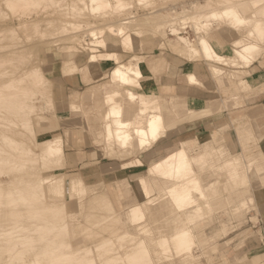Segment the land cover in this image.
I'll list each match as a JSON object with an SVG mask.
<instances>
[{
    "label": "bare ground",
    "instance_id": "bare-ground-1",
    "mask_svg": "<svg viewBox=\"0 0 264 264\" xmlns=\"http://www.w3.org/2000/svg\"><path fill=\"white\" fill-rule=\"evenodd\" d=\"M134 1L140 5L150 3V0ZM196 2L186 4L189 5L187 10L192 9L188 10L192 13L190 16L179 17L180 24L183 22L185 25L186 20H190L191 27L195 30L194 37L181 33L183 23L181 27H177V17H171L173 13L185 14H180L178 10L176 12L179 7L184 9L185 5L180 3L178 7L176 3H172L173 6L168 4L170 8H167V11L172 15H166V12L163 16L167 19L164 17V20L163 16L158 17L161 11L157 14V10H152L154 15L150 17L158 19L151 22L163 20L162 25L155 26L156 30H160L158 33L163 34L162 37L174 36L170 44L168 42L169 49L182 56L185 62L206 63L209 74L218 77L227 73L224 67L233 68L232 73H227L233 89L231 95L221 104L225 108L235 106L239 104L238 100L241 101L238 99L239 93L244 89L241 80L253 72L252 65L264 53V0H207L202 2L204 5L201 3V6ZM43 3H62V6L68 7L72 13H79L78 16L86 13L106 16L112 12L123 11L129 0H0V15L3 14L1 4L5 8L24 12L36 10L37 6ZM182 8H179L181 12ZM175 14L173 16H177ZM37 16L17 27L19 30L22 26L24 30L31 28L41 36L50 35L52 40L49 41L55 43L60 41L68 30L85 26L91 37L88 42L91 53L83 68L88 73H93V64L102 60L113 62L110 80L101 86L103 101L107 104L105 112L103 111L104 127L107 130L101 146L103 155L111 160H123L118 165L121 170L143 165L144 160L140 155L151 151L153 145L167 133V120H171V115L167 118L164 114L166 112H163L156 100L159 97L155 99L156 89L147 86L150 77L145 76L140 68L141 61L121 62L115 51L101 52L98 48L137 50L142 44L140 36L143 28L147 26V29H150V25H147L150 18L141 15L139 21L141 22L140 18H147L143 21L147 23H142V28L138 29V18L130 14L116 21L97 25L57 18L43 20ZM224 28L239 34L230 42L229 55L220 52L216 44L225 45L217 35L211 33L212 29ZM15 29L16 27L12 28L10 32ZM107 33L120 37V42L106 40ZM75 37L73 36L72 40ZM68 38L66 39L69 40ZM75 40L80 43L78 38ZM13 45L6 48L9 50L8 54L6 50L0 55V75H9V83L0 85V120L9 121L8 124L13 125L9 120V116H13L12 118L15 117L16 121L21 123L23 129L27 128L25 131L30 130L31 133L27 131L28 134H32L29 122L32 117L30 113L34 111L33 99L40 91L37 88L45 87L46 82L40 78V71L36 67L25 69L23 75L18 78L12 76L15 69L4 66L13 68L15 65L12 64H17L18 61L21 64L18 55L22 58L27 54L28 58L31 53L28 49V53L20 55V52H23V44H20L21 47L18 44L14 47ZM158 45L163 48L164 43ZM67 47L75 48L74 45ZM67 47L63 46L65 49ZM10 55H13V58ZM27 58L25 56L23 60L26 61ZM196 73L186 71L182 79L189 86L201 85L202 81ZM224 82L223 84L226 83ZM22 83L31 85L32 90ZM134 88L138 91H134ZM135 100L138 101L139 107L126 118L123 101L126 103ZM218 107L217 105V109ZM194 108L185 110L190 118L201 115L200 110ZM217 109L215 111H218ZM179 111L181 109L175 106L169 114ZM223 126L222 123H216L211 129V135L193 146L188 139L180 138L175 144H171L173 148H169L170 152L146 157L145 160H151L147 163L146 172L136 178L140 188L139 199L125 206L116 205L111 195L113 189L106 188L103 183L89 187L82 177L72 173L70 176L66 175L67 171L74 169L72 167L66 170L70 158L63 152L61 137H49L41 142V150L33 151L23 146L24 142L20 144L10 135L2 133L0 264H200L204 248L209 243L218 242L219 246L222 238L227 241L233 238L222 237V227H233L236 214L243 210L245 213L257 212L252 197L255 181H252L249 175L255 174V178L257 175L264 177V152L255 156L248 153L247 157L241 152H232L231 147L238 141L235 136L231 137L230 143L224 141L223 151L219 149L218 139L214 135ZM238 129L245 132L249 130V126L239 125ZM21 131L17 130L19 136ZM191 152H195L194 155ZM130 156L134 157L127 159ZM58 170L61 173H54ZM218 206H226V210L231 209L230 212L234 215L227 214V219H222V215L214 210ZM210 217L216 219V226L209 236L205 220ZM253 220L258 218L250 216L247 221L254 223ZM228 223L230 226L225 227ZM200 236L204 237V243L198 241ZM233 258L230 263L238 264V257Z\"/></svg>",
    "mask_w": 264,
    "mask_h": 264
},
{
    "label": "rangeland",
    "instance_id": "rangeland-1",
    "mask_svg": "<svg viewBox=\"0 0 264 264\" xmlns=\"http://www.w3.org/2000/svg\"><path fill=\"white\" fill-rule=\"evenodd\" d=\"M205 1H207V0H150V1H148L150 3L147 2L148 4L144 3V5L143 4L140 5V4L136 3L134 0H129L128 5L123 10L124 12L123 11H120L119 13L118 12H114V13L112 12L110 14H107L106 16L105 15L102 16L99 14H97L98 16H93L95 14H92V15L89 14L88 15V13H86L84 15L80 14L83 16H80V15L78 16L79 13H77V12L72 13L71 11L68 10V7L62 6V3H60V4H56V3L55 4L54 3L53 4H44L43 3L39 6H37L36 10L32 9L33 11H24V12H22V10L21 11H19V10L14 11V9L5 8L1 4V8L3 7V10H2L3 14L1 13L2 15H0V31H1L0 32V38H1L0 39V49H1L0 55L1 54L3 55L6 52V50H7L6 48H8L9 45H10L9 47L11 48L13 44H15V45H13V47H14L17 44L20 45L21 43L23 44L22 46H24V48L21 47V45H20L21 49H23V52H20L21 53L20 55H24V54L28 53L29 51L31 52V53H29L28 58H27V54L22 56V58L19 55L17 56V58L19 57L18 60L21 61V64L19 63L18 60H15L16 62L18 61L17 64H12V65H15V67H13V68L12 67L10 68L8 66H4V67H6L8 69H12V70L15 69V72L12 76H15L16 78L22 76L23 75L22 73L25 71V69H31L33 67L34 68L36 67L40 71V78L46 82V85H45V87L37 88L40 91L35 94L36 97L33 99L32 105H34V111L32 113H30V117L31 116L32 117L30 118V122H29L31 124V127H32V129H31L32 134H30L31 132L29 129L27 130L28 132H30L28 134V132L25 131L27 128L23 129L24 127L22 128L21 123L17 122L15 117H14L15 118V121H14L13 120L14 118H12L13 116H9L10 117L9 120H11V122H13L12 123L13 125L8 124V123H10L9 121L4 120L2 122L0 120V123H1V125H0V131H1L0 136L2 133L10 135L14 140L19 142L20 144H23V142H24L25 145H23V146L28 147V149H31L33 151L41 150L42 144H43V143H41L42 141H45L49 137H55V136L58 137L59 136L62 138L63 152H64V154H66V157L70 158L69 156H74V157H76V159H78L77 161H72V158H70L68 160L69 164L66 167V170H68L72 167L74 170L67 171L66 172L67 176H70L72 174H74L75 176H80L84 179V181L86 182V185L89 187L97 185L100 182H103V183L109 185V184H113V183L117 182V181H115V179L120 180L121 182L118 184H122L123 186L124 185L125 186L126 185H132L134 190L136 191V192H131L129 194L130 199H131V197H135L137 195V192L140 191V188L136 182V178L140 175H144L146 172V167L148 166L147 163H149L151 161L150 159L148 161L145 160L146 157L151 158V155L152 156L157 155L156 153H158V155H159V153H161V152H164V153H168V151L170 152L171 149L173 148L171 144H175L180 138L188 139L191 146H193L196 142H199V141H202V140L208 138L211 135L209 133V131H211V129H213L214 125L213 126L211 125L212 127H210L209 125H205L206 129H208L209 127H210V129L207 131H203V132H201V131L196 132V134L191 133L192 130H190V126H192L193 124H198L200 122L206 123L207 121H209L210 119H213V118L215 119L216 116L223 113L224 109L226 111L225 116L221 117L220 119L224 123H226V125L221 127L214 135V137H216L218 139L219 149L221 151H223L224 150V146H223L224 141H226L227 143H230L231 137L232 136L234 137V134H232V136H231V133H233L232 131L235 130L231 121L233 118L238 117L241 122L245 123V124H241L240 126L245 127V125H247V126H249V130H246L245 132L244 131L240 132L238 127H237V132H238L237 140L243 141V144L239 148L237 146H235V147L232 146L231 151L234 153H237L239 151L242 153H248L249 150H247L246 147L252 146L254 143L258 142L259 137H261V134L264 133L263 130H261V131L257 130L255 127L256 124H254V121H251L245 115L246 112L248 111L249 103L254 102L255 98L257 96H259V92L264 91V88L263 89L260 88L261 89L260 91L258 90L259 88L258 89H256V88L251 89V87H253L252 83L255 84L254 77H255V75L257 76V74L254 70L251 74L248 75V77H246V79H244L243 81L241 80V83L243 82V84H244V89L241 90L239 93L238 99H241V101L238 100L239 104H237L235 106H231V107L227 106L226 108L223 107V105H222L223 100L226 97L231 95V92H232L231 89H233V86L230 84V81H229L230 79H229V76H227V73L228 74L232 73L233 68L224 67L227 71V73H225V76L221 75L218 77V76H214L213 74H209L210 77L212 78V80L214 81V83L217 84V87H216V92L210 93V94L208 93V95L210 97L216 98V99L206 101V102H198L197 103V102H192L190 100H187L184 97V95L182 96L183 91L181 93L178 92V95H176L174 88H172V95L165 94L163 87H161V85H160L163 78L167 79V80L170 78V79H172V82L184 81L182 79V77L184 75V74L182 75V72L183 71L184 72L189 71L190 67H186L183 71L180 70L181 64L184 63L186 60L183 59L182 56L170 51L169 44L172 41L174 36L173 35H167V36L162 37L161 35H163V34H161V33L159 34L158 31H160V30H156L155 26L157 24L162 25L163 20H164L163 18L165 17L163 15L166 14V12H167L166 15H168L170 13V12L168 13V11H167V10H169L167 8H170L168 6V4L171 5L172 3L173 4L176 3L177 7L180 5H185L184 9L182 7H179V8H182V12H181V9L180 10H179V8L176 9V12L178 10V12H180V14L185 12L184 15H182V14L178 15L179 13L178 14L173 13V15L174 14L177 15V16H173L172 14H169V16L172 15L171 17H177L176 18L177 20H175V23L177 22L176 23L177 27H181L183 22L180 24L181 20H179V17L190 16L192 14L191 12L190 13L188 12V10L191 11L192 9L187 10L186 8H188V6L192 2H196L197 4H199V6H201V5H204L203 3H205ZM178 3H180V5H178ZM173 4H172V6H173ZM186 4H189V5L186 6ZM53 5H55L58 8H54L55 6H53ZM58 5H61V6H58ZM46 7H48V8H46ZM60 8H62V9H60ZM41 9H43V10H41ZM152 10L153 11L157 10V14L161 11L160 14H158V17L163 16L162 22L161 21H159V22L154 21V23L151 22V20L156 19V18L150 17L151 15L152 16L154 15L152 13ZM186 12H188V13L186 14ZM154 13H156V12H154ZM121 14H123V15H121ZM129 14L132 16L135 15L138 18L137 22L139 21V17H142V16L150 18L148 20H147V18L146 19L140 18L141 22L139 21L136 25L138 29L139 28L141 29L142 28L141 25H142L143 21L147 20L149 22V23L146 22L147 25L148 24L150 25V27H148V28L151 29V30L150 29L148 30L147 26H145V27L143 26L144 28H143L141 36H140L141 40H142L141 47H139L137 50L136 49H126V48L116 49L113 47H107V48H98L99 49L98 51H101V52L115 51L118 54L119 60L121 62L128 61V60H132L133 62L134 61H138V62L141 61V63H139L140 68L142 69L145 76L150 77V79L146 83L147 86H150L152 89L155 88L161 92V93H158V91L155 90V95H156L155 99L159 97L158 99H156L157 102L160 104V107L163 110V112H166L164 114L167 115V118H168V116L171 115V120H169V121L167 120V124H168L167 125V133H165L158 140V142L153 145V147L151 148V151L145 152V153L140 155V156H142L141 158L144 160L143 165L138 166V167L129 168L126 170H121L115 174H112V172L117 169V166H116V168L113 167L114 162L115 163H121L123 160H121V159L111 160L109 158H105L103 155V151H102L101 146H103L104 137L107 135V130L104 127V124H105L104 123V120H105V117H104L105 111L104 110H106L107 104L103 101L102 87L101 86L104 83L109 82L110 70L114 66L113 62L112 61L107 62L111 66H108V70L103 72V73H99V70L97 69L98 63L92 65V70H93V73L96 74L95 78L97 79V81L91 82V80H93V78H90V80L87 81L85 79V77H83V82L86 85L83 86L81 88V90H79V92H72V94H74L75 108L71 109L69 106V103L71 101V95L72 94L69 96L68 99H65L64 87L62 84V80L60 79L61 75L58 72V68H59V65H63L64 61L67 59L75 60V59L80 58L82 64L88 60V56L91 53L90 52L91 51L90 45L88 44V42H89V40H91V37L88 35V33L85 29L87 27L84 26L85 27L84 28L83 26H80L81 30H80V28L79 29L77 28L76 30L74 28L75 31L71 30L73 32L68 30V32H65L66 34L64 33L62 35V37H61L62 41L60 39V41H58V42L51 43L50 41L52 40V36H50V35H49V37H48V35L47 36L46 35L41 36L39 33L32 31L33 29H31V28L29 29L27 27V30L26 29L24 30L23 26H22V28L20 27L21 30H19V28L17 26L20 24H24V23L28 22L29 20H33L35 18V16H37V15H38L37 16L38 18L43 19V20L57 18V19H62L65 21L75 22V23H80V24H85L87 22H91L94 25H97V24H101V23H105V22H109V21L110 22L116 21L118 19H121V18L128 16ZM117 17H119V18H117ZM158 17H157V19H158ZM171 17H168V18H171ZM165 18L167 19V17H165ZM188 20H186V21L189 22L188 23L189 27L186 25L187 22H185L186 26L183 23V25L185 27L183 26V29H182L185 32H183L181 30V28H180V31L183 34L187 33L186 35H188L190 37L191 36L194 37L195 36V34H194L195 30L192 29L193 27H191L192 26L190 24L191 22H190V20L189 21ZM146 23L144 22L143 25ZM151 23H153V24H151ZM178 25H180V26H178ZM152 26L154 27V30H153ZM215 26L216 25L214 24L213 27H215ZM15 27H16V29L14 32H16V34L14 32L11 33L10 30H12V28L14 29ZM82 27L84 29H82ZM24 28H25V26H24ZM133 29H134V27H133ZM146 30H147V32H146ZM193 31H194V33H193ZM13 33H14V36H13ZM211 33L217 35L219 40L222 42V44L225 45L222 47V46H219L218 44L215 43L217 45V47L219 48L220 52H224V54L229 55L231 53L230 42L232 39L238 37L237 35H239V34L236 31H231V30H228L225 28L221 29V30L212 29ZM31 34H33V35H31ZM36 34H37V36H36ZM73 36L74 37L76 36L75 38H78L80 43L77 42V40H75V38H74V40H75V42H74V40H72ZM9 37H10V39L12 38L15 40L17 38L19 40H17V39H16V41H14L12 39L10 40V39H8ZM30 37H31V40H30ZM63 38L65 39V41ZM66 38H68L69 40H67ZM105 38H106V40L113 41L114 43H119L121 40L120 37H117V36L113 37L108 33L105 34ZM48 42H50V43H48ZM161 42L164 43L163 48H159L160 46L158 44H160ZM168 42H169V44H168ZM73 45L75 46V48H68L67 47V46L70 47ZM2 46L5 48H3ZM60 46H62V47H60ZM63 46L64 47L66 46L67 49L63 48ZM24 49L26 50L25 53H24ZM28 49H30V50H28ZM27 50H28V52H27ZM8 51L9 50H7V52H6L7 54H8ZM7 56L8 55H5L6 58H9V56L8 57ZM25 56L28 59L26 61L23 60V59H25ZM11 58H13V55L11 56ZM141 59H143V60H141ZM260 59H262V61L261 62L257 61V62L264 68V53H263V55H261V57L258 60H260ZM153 60H155V61H153ZM12 61H14V60H12ZM16 62H14V63H16ZM99 62H105V61L102 60ZM148 62H159L160 66L162 65L163 69L160 71L154 72L153 77H152L151 74L147 70V67H148L147 63ZM195 63L197 64V67H199L200 64H205L206 70L208 72V69H207L208 66L206 63H200V62H195ZM18 67H19V69H18ZM199 71L200 70L198 69L197 72H199ZM80 73L86 74V75L90 74L84 68H82L80 70ZM17 74H19V75H17ZM250 76H251V78H250ZM8 78H9V75H7V76L6 75L5 76L0 75V85H2L4 83H9ZM257 79L259 80L258 76H257ZM224 80L226 83L224 82ZM258 80H257V82H258ZM223 82L225 84H223ZM201 83H202L201 85H195V86L198 89H201L203 92H205L206 91L205 90L206 84L204 86L203 81ZM22 85L24 86V85H26V83L25 84L22 83ZM27 85H28V87H27ZM27 85H26L27 88L31 87V85H29V84H27ZM35 89H33V90H35ZM31 90H32V87H31ZM181 90H183V89H180L179 91H181ZM134 91L137 92L138 90L134 88ZM221 102H222V104H221ZM240 102H243V103H240ZM189 104L192 105V107ZM216 104L219 106L218 109H217ZM122 105H123L125 112H126V114H125L126 118L129 117L139 107V103L137 100L126 101V103H125V101H123ZM194 105L198 108H194L195 107ZM175 106L178 107L179 109H181V111L172 112L171 114H169L171 112V108H174ZM210 106L211 107L213 106L214 109H213V107L211 108ZM220 106H221V109H219ZM200 107H203V109ZM222 107H223V109H222ZM187 108H194L196 110H200L201 115H198L196 118H193V117L190 118L189 117L190 115H188L185 112V110ZM211 109H213V111ZM215 109H217L218 111H215ZM14 123L17 124L18 126L16 125L17 126L16 127ZM18 123H20V124H18ZM19 125L21 126V129H19L20 128ZM4 129L6 132L4 131ZM17 130L18 131L24 130V131L23 132L21 131L20 136H19L18 135L19 132H17ZM201 130H203V128ZM22 133H24V134H22ZM32 135L35 138L34 137L32 138ZM1 140H2V137H0V141ZM169 145H171V146H169ZM169 148H171V149H169ZM259 152L263 153L264 148H262V150L260 149ZM152 153H154V154H152ZM194 153L195 152H191L192 155H194ZM132 157H134V156H130L127 159H131ZM92 165H100L102 167L103 172H108L110 175H108V176L101 175L99 169L97 167L92 166ZM54 173H61V172L58 170L57 172H54ZM250 175H251V177H250ZM250 175H249V178L252 181H255L254 182L255 184L253 183L254 186L252 188V190H253L252 191V197H253V201H254V197H256V194H258L257 191L258 190L264 191V177L261 176L263 178L262 179L261 177H259V175H257L256 178L254 177V176H256L255 174H253V175L250 174ZM110 176L112 178H110ZM122 195H125V194L122 193ZM125 200H126V198H125ZM115 202H116V205H119V203L117 201H115ZM225 207L226 206H220V207L218 206V207H215V209H214L217 212V214L222 215V219L223 218L227 219V216H226L227 214L228 215L230 214L229 216L234 215V214H231V212H230L231 209L226 210ZM224 213H226V214H224ZM258 214H259L258 211L257 212L252 211L250 215L251 216L255 215V217H257ZM236 215H237V217L234 220L235 222H234L233 227H231V228H223L222 227V230H224L222 232V234L224 236H222V237L226 236L228 238L230 236H233V238L229 241H227L225 239L220 240L219 246H218V242L217 243L215 242L216 244L209 243V245L204 248V255L202 256V259H201L203 264H229L230 262H232V259H234L233 257H235V256H237L239 259L238 264H242L241 263L242 260L239 258V252L243 249L245 244L248 242L247 235L250 232L249 225L250 224H257L258 220H253L254 223H251V222L247 223L249 215H248V213H245L244 210L239 212ZM205 223H206V228H207L206 232L209 235L211 232H213V229L215 230L216 219L212 218V217L207 218L205 220ZM229 224L230 223H228L227 225L226 224H224V225H226L225 227H227V226H230ZM211 235H213V234H211ZM198 241L200 243H204V237L202 238V236H200L198 238ZM209 259L211 260L210 262H209Z\"/></svg>",
    "mask_w": 264,
    "mask_h": 264
},
{
    "label": "crops",
    "instance_id": "crops-1",
    "mask_svg": "<svg viewBox=\"0 0 264 264\" xmlns=\"http://www.w3.org/2000/svg\"><path fill=\"white\" fill-rule=\"evenodd\" d=\"M223 47V46H222ZM224 53V52H223ZM88 61V60H87ZM86 61V62H87ZM155 61V60H153ZM259 62L262 61V59L257 60ZM252 65L254 67V71L256 72L257 76L259 77V80L257 79V76L255 75L254 80L255 84L252 85L251 89H258L259 91L264 88V68L257 62ZM86 62L82 64L81 59H67L64 61L63 65H59L58 72L60 73V79L62 80V84L64 87V97L65 99H68L69 96L72 94V92H79L84 84L83 82V77L87 81L90 80V78H93L91 82H96L97 79L96 74L90 73L88 75L86 74H81L80 70L86 65ZM108 61L105 62H99L97 69L99 70V73H103L108 70L109 63ZM148 67L147 70L150 72L151 76L153 77V73L156 71H160L163 69L162 65L160 66L159 62H148ZM186 67H190V71H194V73L197 72L199 69L200 71L197 72V76L200 77V79L203 81L204 86L206 84V91L203 92L201 89H198L196 86H189L187 85L184 81L178 82L174 81L172 82V79H164L161 81V87H163L165 94L172 95V88H174L176 95H178V92L181 93L183 91L182 96L187 100H190L192 102H206L210 100H214L216 98H212L208 95V93H214L216 92V87L217 84L214 83L212 78L210 77L209 73L206 70V65L205 64H200L199 67H197V64L195 62H184L180 66V70H184ZM103 71V72H102ZM111 71V70H110ZM186 72H182V75L185 74ZM94 75V76H93ZM258 80V82H257ZM261 88V89H260ZM180 89H183L179 91ZM250 89V90H251ZM157 90V89H156ZM185 90V91H184ZM158 93H161L159 90H157ZM170 93V94H169ZM69 106L71 109L75 108L74 105V94L71 95V101L69 103ZM234 108V107H233ZM236 108V107H235ZM225 110L223 111L222 114L216 116L214 119H210L206 123L200 122L198 124H193L190 126V130L192 134H196V132H203L207 131L215 125L216 123H222L224 126L226 123H224L220 118L225 116ZM246 117L250 119L251 121H254V124H256V129L261 131H264V91L259 92V96L255 98V101L252 103H249V108L248 111L246 112ZM232 125L234 126L235 130L232 131L235 137H237V127L241 124H245L240 121L238 117L232 119ZM205 125H209L210 127L206 129ZM212 125V126H211ZM203 128V130H201ZM211 133V131H209ZM233 137V136H232ZM243 144V141H237L234 147L237 146L238 148L241 147ZM264 148V133L261 134V137H259V141L254 143L252 146L246 147L247 150H249L250 155H259L260 152L259 150ZM240 152V151H239ZM242 153V152H241ZM248 153H242L245 157H247ZM255 153V154H254ZM72 158V161H77L76 157L74 156H69ZM69 164V163H68ZM113 164V163H112ZM119 163L114 162V168L117 169L112 172V174L117 173L118 171H121V169L118 168ZM94 167H97L100 171L101 175L108 176L110 175L108 172H103L102 167L100 165H92ZM112 167V168H113ZM111 174V175H112ZM115 183L113 184H105L103 182L104 186L107 188L113 189L111 192V195L115 201H117L120 205H128L130 203L135 202L136 200L139 199V195L137 192V195L135 197H131L130 199V193L131 192H136L133 188L132 185H122L118 184L121 181L115 179ZM122 186V187H121ZM114 187V188H113ZM115 189V190H114ZM120 190V191H119ZM258 194H256V197H254V204L255 207L258 211V223L257 224H250V232L247 235L248 242L245 244L243 249L239 252V258L242 260V264H259L261 262H264V191L258 190ZM124 193L125 195H122ZM126 198V200H125ZM252 212V211H251ZM250 213H248L249 217L251 216ZM256 212V211H255ZM255 216V215H252ZM250 221H247L249 223ZM252 223V222H251ZM210 236V234H209ZM231 237V236H230ZM224 239V238H222ZM221 239V240H222ZM237 258V256H235ZM238 259V258H237ZM239 260V259H238ZM211 260L209 259V262ZM200 264H203L201 261ZM231 264V263H229Z\"/></svg>",
    "mask_w": 264,
    "mask_h": 264
}]
</instances>
